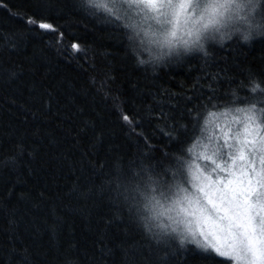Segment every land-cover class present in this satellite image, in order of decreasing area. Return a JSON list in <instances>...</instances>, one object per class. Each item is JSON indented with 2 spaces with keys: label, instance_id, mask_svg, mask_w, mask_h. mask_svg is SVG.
<instances>
[{
  "label": "trees",
  "instance_id": "trees-1",
  "mask_svg": "<svg viewBox=\"0 0 264 264\" xmlns=\"http://www.w3.org/2000/svg\"><path fill=\"white\" fill-rule=\"evenodd\" d=\"M142 37L86 0H0V264H231L157 242L120 187L183 184L218 113L264 123V35L141 66Z\"/></svg>",
  "mask_w": 264,
  "mask_h": 264
},
{
  "label": "snow or ice",
  "instance_id": "snow-or-ice-1",
  "mask_svg": "<svg viewBox=\"0 0 264 264\" xmlns=\"http://www.w3.org/2000/svg\"><path fill=\"white\" fill-rule=\"evenodd\" d=\"M88 2L92 7L116 14L117 19L121 18V13L128 15L130 10L138 9L140 12L148 10L156 13L152 18L158 24L173 23L167 19L170 12L175 21L173 23L175 29L180 17H184L187 22L195 14L192 0H179L178 3H174L173 0H108V2L88 0ZM161 17L165 19L161 20ZM38 26L41 29H52V25L48 23H39ZM172 34L175 35V32ZM240 111L246 113L247 122L244 124L242 134L244 139L237 138L239 147L227 144L226 141L227 146L233 148L232 152L226 154V159L220 149L213 151L212 155L201 152L199 158L214 165L207 175L199 165L195 166L194 171L193 166H189L193 181L199 182L194 183L193 187L204 194L211 212L209 213L207 207L199 209L200 218L209 225L208 231L201 230L199 233L203 239H197L191 229H189L191 239L188 240V237L185 239L203 251L211 250L219 257L233 261V264H264V135H260L261 125L256 123L255 107ZM260 111L264 113V108ZM123 119L127 121L129 117L125 115ZM237 160L245 161L244 165L239 166L244 180L237 178L232 171L233 167L237 166ZM257 160L259 168L256 167ZM217 170L226 173L230 178L217 176L213 180L210 173ZM181 191L186 194L185 199L189 205L194 202L199 204V200L193 201L190 198L191 194L186 188H181Z\"/></svg>",
  "mask_w": 264,
  "mask_h": 264
},
{
  "label": "clouds",
  "instance_id": "clouds-1",
  "mask_svg": "<svg viewBox=\"0 0 264 264\" xmlns=\"http://www.w3.org/2000/svg\"><path fill=\"white\" fill-rule=\"evenodd\" d=\"M192 3L195 15L185 22L183 35H178L174 26L143 33L141 50L147 53L148 58L138 60L141 66L159 64L182 52L195 50L206 53L207 41L222 45L239 36L241 42L249 43L254 36L264 35V15L260 14V5L264 0H192ZM250 90L264 91V87L254 81ZM181 188L178 181L165 184L163 179L146 175L121 185L120 192L124 202L134 212L137 223L149 236L157 242L175 237L183 245L189 229L181 207L188 201Z\"/></svg>",
  "mask_w": 264,
  "mask_h": 264
},
{
  "label": "rangeland",
  "instance_id": "rangeland-1",
  "mask_svg": "<svg viewBox=\"0 0 264 264\" xmlns=\"http://www.w3.org/2000/svg\"><path fill=\"white\" fill-rule=\"evenodd\" d=\"M86 1L88 2V0ZM103 2H108V0H103ZM173 2L178 3L179 0H173ZM96 9L105 12L103 9H99V8ZM105 13L113 17H116V14H110L107 12ZM154 16H156V13L154 12L148 10H145L144 12H140L137 9V10H130V13L128 15H124L121 13L120 14L121 18H119V20L128 25H135V27L132 28L135 31H139L141 33H144L145 31H151L153 29L159 30L162 27L171 29L173 27V23H175L170 12L167 19L172 20L173 23L158 24L156 20L152 18ZM163 19L165 18L161 17V20ZM185 26L186 25H185L184 17H180L179 22L176 24V31L178 35H183L182 28ZM245 116L246 113L239 110H235V111L231 110L229 112H222L212 116L211 121H209L212 124L211 128L209 127L210 128L209 130L212 133L211 136L203 138L200 144L199 145L197 144L198 146L196 145V147L193 149L190 158L187 161H185V163L183 164L186 177H185V182L180 186L188 190V193L191 194L190 198L193 201L199 200V204H196L194 202L192 205H189L187 202H185L184 204L181 205V207L183 209H187V211L184 212V219L188 229H191V231L196 234L197 239H203V237H201L199 234L200 231L201 230L208 231L209 228V225L206 224L202 218H200L199 209L201 207H207L210 213L211 208L209 205H207L206 197L204 196V194L201 191H199L196 187H193L194 183H199V182L193 181L189 166L192 165L193 166L192 170L194 171L195 166L199 165L200 169L204 171L205 174L207 175L209 174V169L213 168L214 165H211L210 162L204 159H200L199 154L201 152H206L208 155H212L213 151L220 149L221 152L225 154L224 158L226 159L227 158L226 154L233 151V148H229L227 144H231L234 145L235 147H239L237 138L244 139V136L242 134L244 131V124L247 122L245 120ZM255 117H256V123L261 125L260 135H264V123L261 122L262 121L261 116L258 113H255ZM253 127H255V125H253ZM218 162H222V161H218ZM244 164L245 161L237 160L236 162L237 166H234L232 169V171L235 172L236 177L239 178L240 180H244V177L241 175V169L239 166H242ZM259 166H260L259 161L257 160L256 167L259 168ZM210 174L213 180H215L217 176L222 177L224 179L230 178L227 176L226 173L219 172V170H217L216 172H211ZM209 213H206V215ZM198 218H200L199 223L197 222ZM187 237L188 240L191 239V235L189 232L187 234ZM231 264H233V261H231Z\"/></svg>",
  "mask_w": 264,
  "mask_h": 264
}]
</instances>
